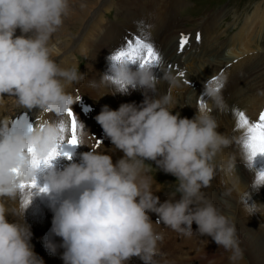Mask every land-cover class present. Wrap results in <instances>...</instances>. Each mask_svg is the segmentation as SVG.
<instances>
[{
	"label": "clouds",
	"instance_id": "9594fccd",
	"mask_svg": "<svg viewBox=\"0 0 264 264\" xmlns=\"http://www.w3.org/2000/svg\"><path fill=\"white\" fill-rule=\"evenodd\" d=\"M69 11L70 0H0V110L10 101L14 108L60 116L76 102L69 88L82 82L85 74L61 67L53 58L52 38ZM160 73L111 61L100 85L113 95L139 90L144 96L139 105L122 103L118 109L103 105L95 117L112 150L123 156L113 162L111 155L90 150L79 154V162L47 168L44 186L54 213L51 231L62 240L64 264H128L133 257L156 264L164 236L154 228L149 213L157 215V223L185 236L193 234L195 223L202 237H211L230 253V264L244 259L235 223L202 191L214 178L217 155L232 141L218 131L211 106H197L192 118L173 114L172 95L156 93L161 81L170 88L179 87L181 81L166 68L161 67ZM204 91L211 105L225 109L215 84L206 85ZM59 135L55 123L12 132L0 122V264H44L31 244L33 234L24 219L23 193L13 170L19 169L24 180L36 178L37 168L26 149L44 157ZM80 140L81 145L88 143L83 133ZM147 161L176 178L175 191L164 202L154 194L156 181L148 175ZM231 194L232 189L226 188L222 202L227 204L224 198ZM262 208L264 204H252L246 211ZM57 247L53 240L45 241L50 253L56 254Z\"/></svg>",
	"mask_w": 264,
	"mask_h": 264
},
{
	"label": "rangeland",
	"instance_id": "374dc122",
	"mask_svg": "<svg viewBox=\"0 0 264 264\" xmlns=\"http://www.w3.org/2000/svg\"><path fill=\"white\" fill-rule=\"evenodd\" d=\"M132 3L135 4V8H136L135 10H137V12H134V15L137 18L139 17L140 19L143 17L141 21L144 23V25L147 28L148 27L151 28V29L148 28L151 33V35L149 36L150 40L156 44L161 42L162 44L168 43L167 47L168 46L169 47L167 48L168 49L167 54L169 56L167 55V57H169V59L167 60V62L166 60H164L159 67L166 68L168 71L176 75L178 79L181 81V85L179 87L170 88L167 82L161 81V83L158 85V88H163V90L161 89L163 92L159 95L170 93L174 98L176 107L172 110L173 114L179 112L181 117L192 118L196 112L195 108L199 106L197 101L200 99L201 94H205L204 91L205 86L211 85L209 81L212 78L209 76H211L212 74L213 77L220 75L222 78L220 79L221 81L220 83L221 85L223 84V86L220 87V94L223 97V101L225 102V105L227 107H225V110H220L215 108L214 105H211V102L206 94H205L206 97L205 102L208 106L212 107V114L214 117H216V119L219 122L220 126L218 128V131L221 132L222 134L228 130L233 131V135L231 134L229 136V137H233L235 133H238V131H236L235 129V116L230 115L231 116L230 117L229 114L230 113L233 114V110L237 109L236 108L237 106H241V108H244L243 103H247L250 105L247 109L250 112L256 109L257 106H261L262 104L264 105V64L262 65L263 67L262 70H259V67L261 65L256 62L257 59L264 61V56L263 58H261V55L260 56L258 55L253 60H250L251 62L250 65L248 66V70H252V71L247 73L246 75L247 80L245 82H250L249 85L252 83L255 85L251 87L249 86L250 88L248 90L244 89L243 87L240 88L244 84V82L242 83V85L236 84L235 87H229V82L233 77H235L236 72L230 71L227 73L225 71L228 70V68L232 65V63H235L236 61L227 62L228 64L224 62L223 67L219 69L221 73H217V72L215 73L207 58L211 59L213 57H216L218 54H220L221 53L220 50L224 48L226 42L231 41L236 36V34L238 33L237 32L238 29L239 28L245 29L247 19L250 18V14L252 12H255L256 16L252 17L250 20L254 25V31L257 32L256 34L257 37L259 38L258 44L262 49H257L256 45L250 44L249 51L253 52V54L263 53L264 55V49H263L264 0H181V4L177 2V0L129 1V4ZM169 5L172 6L167 7ZM163 6L166 7V10H168L167 13L160 11L158 9V7L164 9ZM130 8L132 11H134L133 6H131ZM145 9L149 10V14L143 13V10ZM173 10L176 11V18L173 17V13H172ZM158 12L160 16L156 21ZM116 14H117L116 10L111 9L105 15L107 18H109L110 21H113L114 23H118V21H120L118 19L120 18L117 17L118 19H116L115 17ZM151 14H152L151 22L154 26L148 21L147 22L143 21L145 16L146 17L148 15L151 16ZM221 15H223V18H221ZM162 24L165 26V29L162 31L161 34L162 36H164L165 34L167 35L165 36L164 39L158 40L159 36H157V32H155V30L157 27H159ZM152 27H154V30ZM197 29H200L201 33ZM196 32H199L201 36L200 41L197 43H195L194 41L197 34ZM128 33L134 35L137 34L138 32L128 29ZM181 33L189 36V43L188 45H186L183 53L178 52V42L180 36L177 35H181ZM233 40L236 41V39ZM199 46H202V48H198ZM104 48H105V52L109 54V51L111 50L109 49L108 51L109 46H106ZM225 51L227 50L226 49L223 50V54L226 53ZM174 55L176 56L175 60L179 57L182 58H180L178 65L176 64L172 68L167 67V64L170 63V61L172 60L171 58ZM85 60H86L85 57H81L80 55H78V62L76 63L79 72L81 71V67L83 66V63H85ZM176 66H179V70L185 72V76L183 78L177 75ZM157 73H158L157 75H160L159 72ZM185 80L190 81L191 84L184 83ZM79 89L80 88L78 87V89L75 90H79ZM109 89L110 88H108V90ZM247 92H249L248 93L249 100L246 101L245 98L242 97V95ZM185 97L187 98L185 99ZM102 100H105V97H103ZM184 100H186L185 101L186 103L184 102ZM187 105H191V106H187ZM119 106L120 105H118V107ZM109 107H111V105ZM238 110L242 111L241 109ZM224 115L227 117H224ZM252 117L254 118L253 115ZM221 126L225 128V130H221L220 128ZM84 129L85 127L82 130L84 131ZM242 140H243V136L239 138L234 136V138L231 139L232 144L229 147L225 148L222 153L217 155L214 161L216 167L214 178L211 181L210 187L202 189V191L205 197L208 200L212 201L217 206V208L222 213H225V215L230 217L232 221L239 220L242 223H245L249 226L250 230L248 231L240 230L239 233L237 232V235L239 238L240 247L243 249L244 252V259H246L247 261L246 263L252 264V259H249L248 257L250 254L254 252H259L260 254L258 255V257L261 260H264V220L262 219L264 214H261L262 211L251 214L249 211H246V209H248L252 204H250L249 201L245 202L242 199V197L245 196V193L242 194L240 193L244 190V188H239V186L236 185L237 184L236 181L232 185V181L238 179L237 181L241 180L242 183L246 182V179L244 178V176H242V174L239 171L238 167H241L248 170L246 174L247 175L250 174V180H253V184H254L257 178V172H259V170L261 169H264L263 167L264 155H257L254 158L256 160L253 159L251 162H249L247 160V155L242 145ZM103 142H105L106 144L104 145L103 150L102 147L99 148L100 149L99 152L102 151L106 152L108 148H111L110 155L112 156L113 162L117 161L119 158L123 156V153L121 151L112 150L113 145L111 144V141L105 137V135L103 138ZM250 163L251 166H249ZM145 166L150 169L148 174L151 177H154L158 185V188H153V191L155 192L154 194L160 197L161 196L160 193L162 192L165 196H168L169 198V194L175 191V187L177 185L176 178L171 174H166L162 170L158 169L157 166L155 165V162L147 161L145 162ZM259 167L260 169H258ZM252 171H254L255 173ZM229 176L231 178L233 176L232 180ZM259 187L264 191V185H259ZM226 188L232 189V194L224 198L227 200L228 202L227 204L222 202V197H221L222 192H224ZM250 197H254L252 193L250 194ZM162 198L163 197H161V199ZM179 198H180V194L177 193L175 199H179ZM253 201L255 203L260 202L261 204H264V202L261 201L259 198L254 197ZM234 204H236L237 207H234ZM149 215L153 220L154 228L160 225H162V228H167L162 223H157L158 217L155 213H149ZM258 224H262L259 225L262 227L261 228L256 227ZM258 228H260L262 231L259 232ZM168 232L169 230L165 229L164 234L165 235L169 234ZM190 237L191 236L181 237V238L183 240V239H190ZM205 242H207L205 243L207 246L204 248H203L204 245H202L201 248H198L197 244H193L191 246H188L187 253H185L183 249H181V252L178 253L174 251V248L178 247L180 249L182 248L181 245H176L168 248L171 245V242L169 240H163V242L158 245L159 251H158V255L154 257L155 262L157 260L175 261V262H183L187 260L191 264H194V263L203 262L205 260V256L208 254H211V256L208 257H213L211 264H218L216 260L230 262L228 259L230 253L226 252L223 248L218 247L215 244V242L212 241L211 237H208V239L206 238ZM197 243L199 244L200 240H197ZM161 247H167L168 250H164V251L160 250ZM190 250L191 252H188ZM172 253H176V254H172ZM188 254L190 256H188ZM133 258H135V264H143V261L140 260L138 257H133Z\"/></svg>",
	"mask_w": 264,
	"mask_h": 264
},
{
	"label": "bare ground",
	"instance_id": "6f19581e",
	"mask_svg": "<svg viewBox=\"0 0 264 264\" xmlns=\"http://www.w3.org/2000/svg\"><path fill=\"white\" fill-rule=\"evenodd\" d=\"M129 1H133V0H70L69 15L64 19L63 26L53 36L52 43L55 46L53 58L61 67H65V68L76 67L78 55H80L81 57H85L86 59L85 64L83 65L80 71L81 73L85 74V79L79 83L78 87L80 89L79 90L73 89L76 87L75 85L69 88V92L74 96V98H75V94L77 93L81 94L82 97L85 93L86 96L89 98V100H91L95 104H99L101 106L111 105L110 108L112 109H118V105L122 103H135L139 105L143 101L144 96L142 92L139 90L130 91V94H126V95H122L119 93L113 95L111 93H108L111 91V89L108 90L109 87L102 86L99 83L101 76L109 70L110 63H111V61L109 60V56L113 53L115 49L119 48L125 42L126 37H131L133 35V34L128 33V29L136 31L138 33H140L141 29H143V31L146 32L148 36L151 35L149 31V29L151 28L148 27L149 28L148 29L144 25V23L141 21L143 17L140 19L139 17L137 18L134 15V12H137V10H135L136 9L135 4L134 3L129 4ZM134 1H137V0H134ZM177 2L181 4V0L180 1L177 0ZM131 6L134 7L133 9L134 11L131 10L130 8ZM170 6L172 5H169L167 7H170ZM111 9L116 10L117 14L115 15V17L116 19L120 18L118 19L120 21H118V23L111 22L109 26L107 25L105 14L108 13ZM158 9L165 13L168 12V10H166V7H164V9H161L160 7H158ZM143 13L149 14V10L145 9L143 10ZM172 13H173V17L176 18V11L173 10ZM159 16L160 14L158 12L156 21ZM255 16H256L255 12H252L250 14V18L247 19L245 29H241V28L238 29L237 32L242 35L237 33L236 34L237 37L235 36L233 38V39H236V41L232 39L231 41L226 42V45L224 46V48L220 50L221 51V53L219 52L220 54H218L216 57H213L211 59L207 58V60L209 61L215 73L218 72L221 67H223L224 62L227 63V62H232V61L237 60L235 63H232V65L228 68V70L225 71L227 73L230 71L236 72L235 77H233L229 82V87H235L236 84L242 85V83L247 80L246 78L247 73L252 71V70H248V66L250 65V62H251L250 60H253L258 55L259 56L261 55V58H263L264 56L263 53L256 54L254 52L255 54H253V52L249 51L250 44L256 45L257 49H262L260 48L258 44L259 38L257 37V34H256L257 32L254 31V25L252 24V21L250 20L252 17H255ZM221 18H223V15H221ZM151 19H152V14L151 16L150 15H148L147 17L145 16L143 21L144 22L148 21L149 23L152 24ZM152 28L154 30V27ZM164 29H165V26L163 24L156 28L155 32H157V36H159L158 40L164 39L165 36L167 35L165 34L164 36H162L161 33ZM166 33H167V30H166ZM16 35H20L19 29L17 30ZM177 36H180V35H177ZM154 45L158 50H160L162 54V57H163L162 62L164 60H166L167 62V60L169 59V57H167L168 55L167 48L169 47V46L167 47L168 43L162 44L161 42L158 44L154 43ZM106 46H109L108 51L109 49H111L110 50L111 52L109 51V54L105 52L104 47ZM225 49L227 51H225L226 53L223 54V50ZM175 58H176L175 55L172 56L171 58L172 60L170 59L171 61L170 63L167 64V67H169L168 66L169 64H172L173 66L176 64L178 65L179 60L182 57H179L176 60ZM256 62L261 65L259 67V70H262L263 68L262 65L264 64V61L257 59ZM160 68L161 67H159V70ZM156 72H159V74H161L160 71H156ZM93 82H95V84H93ZM254 85L255 84L252 83L249 86L251 87ZM242 87L243 85L240 88ZM161 89L163 90V88H158L156 95L157 94L159 95L163 92ZM103 97H105V100H102ZM186 98L187 97H185V99ZM6 99L8 98L6 97ZM185 101L186 100H184V102ZM249 106H250L249 104L243 103V107L246 108V110L248 109ZM21 111L24 112V111H29V110L14 108L11 105V102L9 101L8 107L5 110H0V122L7 123V125L10 126L11 119L14 118L16 114H18ZM30 112H31V118L33 120L37 116L41 117V121H40L41 123L47 121L48 123L56 124L58 120L62 118V115L58 116L55 113L41 114V113H38L37 111H30ZM230 115H233V114L230 113L229 116ZM246 116L248 117V115ZM224 117H227V116L224 115ZM220 128L221 130H225V128H223L222 126ZM82 129L80 130V133H79L80 135L82 133L84 134V131ZM236 131H238V133H235L234 136H236L237 138L243 136V132L241 130L236 129ZM223 134L229 137L231 134L233 135V131L228 130ZM234 136L229 137V138L233 139ZM105 144L106 143L103 142V145L101 146L102 150ZM91 150L100 151V149H96V148L91 149ZM83 152H87L86 145H79L76 151L74 152V154L72 155L71 159H67L63 156L57 157L52 162L51 166H55L57 168H63L65 165L73 161L79 162V154ZM102 152L110 155L111 148H108L106 152L105 151H102ZM47 168L48 167L42 166L41 168L37 169V175H36L37 187L31 189L30 202L24 209V219H25V222L30 226L31 232L33 234L31 238V244L33 245V249L38 254V256L44 260V264H64L63 260L61 259V255L64 251V249L60 247L62 240L60 237L55 236L51 231L52 218L54 214L52 210V206H51V196L45 192L40 191V188L43 187L45 184L44 174L46 173ZM238 168L242 176H244V178L246 179V182L242 183L241 180L237 181L238 180L237 179V180L232 181V185L236 181L237 182L236 185H238L239 188H244V190L240 193V194L245 193V196H243L242 199L245 202L249 201L250 204L260 203V202L255 203L253 201L254 197L259 198L261 201L264 202V191L259 187V185H256L255 182L253 184V180H250V174H248L249 176L246 174L248 170L241 168V167H238ZM258 169H260V167ZM257 175H258V172H257ZM251 193L254 197H250ZM8 206L13 207L14 205L11 202H9ZM234 207H237L236 204H234ZM261 211H262L261 214H264V208H262ZM8 219L12 221L14 218L11 215H9ZM262 219L264 220V215ZM233 222L235 223L238 233L240 230H243V231L250 230L247 224L242 223L239 220H236ZM259 225H262V224H258L256 227L261 228L262 226H259ZM260 228H258L259 232L262 231ZM47 240H53L57 244L58 247H57L56 254L50 253L45 248V241ZM259 254H260L259 252H254L249 255L248 258L252 259V264H264V260H261L258 257ZM208 256H211V254L206 255L205 260L203 262L194 263V264H200V263L211 264L213 257H208ZM216 262L218 264H224V263L230 264V262H224L222 260H216ZM246 262H247L246 259H243L242 261H239L238 264H247ZM128 264H135V258H131V260L128 261ZM156 264H191V263L187 260L183 262L157 260Z\"/></svg>",
	"mask_w": 264,
	"mask_h": 264
},
{
	"label": "snow or ice",
	"instance_id": "6c2138e0",
	"mask_svg": "<svg viewBox=\"0 0 264 264\" xmlns=\"http://www.w3.org/2000/svg\"><path fill=\"white\" fill-rule=\"evenodd\" d=\"M201 39L200 33L196 34V41ZM189 43V36L181 33L178 42V52L183 53L186 45ZM112 62H127L132 66L151 67L158 71L162 63L163 57L161 52L155 47L154 43L150 40L148 34L141 29L140 33L134 34L131 37H126L125 42L109 56ZM170 68L172 64L168 65ZM177 75L181 78L185 76V72L179 70L176 66ZM118 83V82H117ZM184 83L191 84L190 81L185 80ZM210 84H215L217 89L222 87L219 77H212L209 81ZM82 96L76 94L77 103L82 100ZM205 94H201L198 100L201 109H207L205 102ZM76 103V104H77ZM50 113V112H49ZM235 116V129L243 132L242 145L247 155V160L251 162L257 155H264V111H261L256 121H251L243 111L238 109L233 110ZM41 117L37 116L34 120L31 118L30 111H24L12 118L10 126L12 132L22 130L25 132L32 131L37 126H43L48 123L47 121L41 123ZM56 126L59 129L60 135L57 138L55 147L44 157H39L35 154L33 148L26 149L27 155L31 157V163L37 169L51 166L52 162L60 156L71 159L72 152L68 146L76 147L81 145L80 130L84 127L78 119V114L74 111L73 107L68 109L62 118L58 120ZM103 145V140L95 138L94 148L99 149ZM251 166V163L249 164ZM19 178V188L23 193L22 208H25L30 202L31 189L37 187V181L34 177L31 180H24L20 178L19 169L13 170ZM256 185H264V169L259 170ZM40 191L46 192L47 187L43 186Z\"/></svg>",
	"mask_w": 264,
	"mask_h": 264
}]
</instances>
